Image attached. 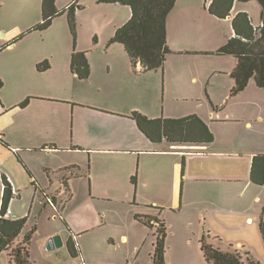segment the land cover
I'll use <instances>...</instances> for the list:
<instances>
[{
	"label": "crops",
	"instance_id": "crops-1",
	"mask_svg": "<svg viewBox=\"0 0 264 264\" xmlns=\"http://www.w3.org/2000/svg\"><path fill=\"white\" fill-rule=\"evenodd\" d=\"M41 1L22 0L14 5V0H0V207L6 177L15 191L10 201L17 198L30 204L27 221L34 204L42 205L39 215L52 211L49 219L61 218L70 235L61 222V228L58 222L55 226L49 222L54 230L48 231L47 239L59 236L67 249L72 239L78 254L82 233L109 226L114 219L125 227L110 234L106 244L129 245L122 264H153L156 225L150 227L139 217L154 216L166 226L165 262L168 242L197 241L203 254L200 239L208 234L209 241L245 250L263 263L264 183L252 181L251 169L254 156L264 154V87L251 78L246 88L231 94L236 56L227 54L232 62L219 61H227L226 66L218 61L205 64L209 60L204 59L216 56L212 52L235 34L233 17L241 11L250 15L249 6H239L234 0L230 15L221 18L209 12L211 0H177L166 20L172 52L167 53L163 68L143 71L141 63L134 67L124 45H115L106 64L96 59L99 67L113 70L122 82L131 75L140 85L125 91L121 83L111 88L101 83L97 98L93 90L78 94L58 89L63 74L83 80L70 68L71 47L63 61L42 53L36 42L35 49L29 50L28 30L35 22L25 23L17 13L36 2L39 11ZM59 1L55 4L63 9ZM107 4L123 8L115 34L132 11L128 5ZM260 23L254 25L252 19L254 26ZM219 24L226 30L220 31ZM208 32L215 33L212 44L205 41ZM21 33L25 35L12 42ZM44 62L47 68L40 70ZM101 68L97 76L109 79ZM221 72L227 78L210 83ZM95 75L90 68L86 80L93 81ZM134 110L153 118L198 115L214 138L204 144L172 143L166 138L155 143L132 118ZM49 156L58 163L53 166L46 159ZM99 161L104 171L96 174L93 167ZM113 163L114 171H106ZM76 179L84 180L85 190L82 202L74 205L72 182ZM10 201L12 212L7 218H23L25 212L16 211L19 202ZM107 203L109 208L104 206ZM182 226L186 233L182 234ZM23 229L16 238L19 243L26 234ZM36 229H40L38 223ZM30 245L31 240L28 250ZM257 248L259 253L253 254ZM109 252L99 264H116L114 249Z\"/></svg>",
	"mask_w": 264,
	"mask_h": 264
},
{
	"label": "trees",
	"instance_id": "trees-1",
	"mask_svg": "<svg viewBox=\"0 0 264 264\" xmlns=\"http://www.w3.org/2000/svg\"><path fill=\"white\" fill-rule=\"evenodd\" d=\"M56 0H42L41 9L42 17L39 23L34 25L32 30H45L49 27L54 17H58L64 12L69 15V24L75 37V11L78 8L74 3L69 4L66 8L58 9L55 4ZM177 0H99V2L120 3L128 5L131 8L132 15L123 25H120L115 34L110 38L109 43L121 42L128 55L132 60L134 67L141 63L143 71L157 70L163 68L167 53L172 52L167 43L166 20L169 12L173 9ZM246 2L249 0H239ZM260 3L261 21L258 26L252 24V19L248 12L241 11L233 17L232 26L235 34L228 38L227 41L212 53L227 55L232 54L237 58V65L231 71V76L235 80L231 88V94H237L247 87L249 80L252 78L258 86L264 87V0H254ZM234 0H211L208 5L210 13L226 18L230 15ZM25 33H21L14 38L12 42L18 40ZM209 53V52H208ZM48 63L39 64L38 68L43 70L47 68ZM71 70L81 79H86L90 75V63L86 52L79 51L76 48L71 52ZM0 78V88L3 84ZM28 100L21 102L22 106L27 104ZM136 120L138 127L153 142H160L166 138L172 143H195L204 144L213 140V132L208 125L198 115L192 114L179 118L169 117H150L134 110L131 114ZM4 182V194L2 196L0 207V252L8 251L11 261L14 264H33L29 258L28 245L31 240L30 232L23 237V244L15 241L21 230L25 226V218L11 219L4 216L9 201L13 196L12 185L6 180ZM135 179V176H133ZM251 179L255 183H264V154H257L253 158ZM54 202V201H53ZM139 217V216H137ZM146 224L153 227L156 225V241L153 251V264H166V226L164 221H160L154 216L139 217ZM260 229L264 240V206L260 219ZM208 234L201 236V248L208 264H263L261 261L254 259L249 252L245 251L247 261L243 260L235 250L233 252L220 249L209 241ZM72 239L68 242V251L72 256H77L78 252ZM10 261V262H11Z\"/></svg>",
	"mask_w": 264,
	"mask_h": 264
},
{
	"label": "rangeland",
	"instance_id": "rangeland-1",
	"mask_svg": "<svg viewBox=\"0 0 264 264\" xmlns=\"http://www.w3.org/2000/svg\"><path fill=\"white\" fill-rule=\"evenodd\" d=\"M236 4L239 6H249L250 8V15L253 19V24L257 25L260 23V3L258 1L249 0L247 2H240L238 0H235ZM12 2V1H9ZM60 3H63L66 8L69 4L74 3L77 5V9L75 11V18H74V25H75V37L73 36L72 29L69 24V15L67 12H64L60 16H56L52 19L51 24L49 25L48 29L45 31L41 30H32L31 33L28 35V41L26 43L28 44L29 50L35 49L33 42H36L38 44V47L40 48V51L43 53L46 52V54L52 55L56 58H59V60L63 61L64 58L68 55V50L70 47L74 50L76 48L79 51L86 52V55L89 59V63L91 65V69L93 73L95 72V76L93 78V81L89 82L86 79L79 80L75 79L72 80L71 77L63 74L58 79V89L61 92H69L78 94H88V90H93V97H100V93L97 91V87H100V84L103 83L104 88L108 87L111 88L113 85L116 84H123L126 85L125 91L131 88L136 89L138 85H140V82H137L136 80L132 81L133 77L130 75L129 81L125 80V82H122L121 79L115 75L114 71L111 72L105 71V65H103V68L99 67L98 62H96V59H98L99 63H102V61L106 64V62L113 57L114 47L115 45H122L120 42H116L115 44L109 43L110 38L114 35V26L117 24L120 19L124 17L123 12H121L123 8L122 6H112L104 2H99V0H60ZM22 4V0H14V5H20ZM36 5H32V7H28L23 12H18V18L20 20H23L25 23L28 22H35V24H32L33 26L40 22L42 17V9L40 5V10L38 11V2L35 3ZM118 7V8H116ZM130 9V7H129ZM131 10V9H130ZM38 17H40L38 20H36ZM223 24V23H222ZM219 24V30L225 31L226 26H221ZM216 36L215 33L212 34L208 32L206 34L205 41L212 44L215 40ZM123 46V45H122ZM108 54H105V51L109 48ZM216 56H210L206 57L204 59H208V62L206 63H214L213 61H220L221 60H229V62L233 60V58L230 55H221L220 54H214ZM186 57V56H183ZM225 58V59H224ZM67 62V61H66ZM222 66L227 65V61H222L220 63ZM216 63V62H215ZM41 64V63H40ZM101 68L100 72L105 74V76L110 77L109 79L105 80L97 76L99 68ZM96 70V71H95ZM104 70V71H103ZM207 76H204V79H206ZM227 78V73L221 72V74H216L211 77V82L214 83L215 81H222ZM79 98V97H78ZM142 114H144L142 111H138ZM146 115V114H145ZM148 116V115H147ZM51 159V162L53 166L58 163L57 159H55L53 156H49L46 159ZM115 164L113 163L108 170L106 171H114ZM95 173L97 174L102 170V161H99L95 163L93 167ZM81 180L76 179L72 182V185L75 188L76 195L74 198V201L72 204L76 205L80 201L82 202V199L84 198V190H85V184L84 180L80 182ZM11 201H18L17 198H13ZM10 201V202H11ZM98 203L99 201L96 200ZM18 207L16 208L17 213L21 212L25 215L23 218L26 217L27 213L29 212L30 204H26L25 202L20 203ZM60 203V202H59ZM57 205H59L57 203ZM105 207H108V203L104 205ZM39 207H42L41 204L37 203L34 204L31 216L29 220L25 222V226L23 229V232L27 233L30 232V230L35 227V224L38 223V226L40 229H33V232L31 234V245L29 246V258L32 261L33 264H99V260H102L106 258V256L110 253L109 250L114 249L115 257H116V264H122L125 260V251L128 248V244H116V246H110L109 244H106V241L108 242V236L110 234H116L121 229H123L125 226L120 224L119 222L112 220L111 225L105 226V227H97L95 229H92L90 231H87L86 233H82L79 238V245L81 249V254H78L77 256H72L69 252L66 246H57L54 249L47 248V243L50 239H47V233L49 230H54V228H49L50 225L49 222H52V224L55 226L58 222L59 228H61L62 225L67 229L68 236L70 235V231L68 227L64 224L61 218L54 219L51 217L49 219L50 213L52 211H49L47 213H42L39 215ZM51 209V208H48ZM26 210V211H25ZM81 213H85L81 211ZM20 214V213H19ZM20 214V215H21ZM52 216V215H51ZM61 222V223H60ZM157 225V224H155ZM182 234L186 233L183 226L181 227ZM52 237V236H51ZM46 238V239H45ZM19 240L16 239L15 245ZM216 246H220V249L228 250L231 252L234 251V249L228 248V245L216 243L213 241ZM19 244H23V242L20 241ZM27 243H25L23 246H27ZM168 249H167V255H166V264H208L206 259L204 258L201 249L198 246V242L195 241L194 243L190 241L185 240H179L177 243H167ZM115 247V248H114ZM228 248V249H227ZM259 248L252 251L253 254L259 253ZM10 251V248L8 249ZM239 255L242 257L243 260L247 261V255L244 253L245 250L237 251ZM260 257V256H259ZM262 259L264 258V251L261 252ZM264 260V259H263ZM10 257L8 255L7 251H1L0 252V264H9ZM12 264V262H11ZM264 264V261H263Z\"/></svg>",
	"mask_w": 264,
	"mask_h": 264
},
{
	"label": "water",
	"instance_id": "water-1",
	"mask_svg": "<svg viewBox=\"0 0 264 264\" xmlns=\"http://www.w3.org/2000/svg\"><path fill=\"white\" fill-rule=\"evenodd\" d=\"M56 245L61 246L62 242L59 236L51 237L47 243V248H54Z\"/></svg>",
	"mask_w": 264,
	"mask_h": 264
},
{
	"label": "built area",
	"instance_id": "built-area-1",
	"mask_svg": "<svg viewBox=\"0 0 264 264\" xmlns=\"http://www.w3.org/2000/svg\"><path fill=\"white\" fill-rule=\"evenodd\" d=\"M12 191L15 192L13 188H12ZM48 201H49L50 203H52V205L54 204L53 201H52L50 198L48 199ZM10 212H12V211H11V209L8 207L7 210H6V212H5V214H4V216L7 217V216L10 214Z\"/></svg>",
	"mask_w": 264,
	"mask_h": 264
}]
</instances>
